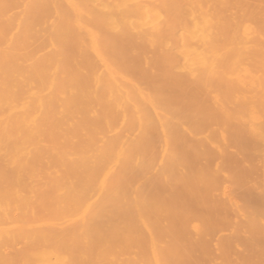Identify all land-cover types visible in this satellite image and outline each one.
Listing matches in <instances>:
<instances>
[{"label": "bare ground", "instance_id": "bare-ground-1", "mask_svg": "<svg viewBox=\"0 0 264 264\" xmlns=\"http://www.w3.org/2000/svg\"><path fill=\"white\" fill-rule=\"evenodd\" d=\"M41 1H0V264H264V0H185L165 41Z\"/></svg>", "mask_w": 264, "mask_h": 264}, {"label": "rangeland", "instance_id": "rangeland-1", "mask_svg": "<svg viewBox=\"0 0 264 264\" xmlns=\"http://www.w3.org/2000/svg\"><path fill=\"white\" fill-rule=\"evenodd\" d=\"M0 1H2V2H6L7 3V6L10 8V7H13V8H10L9 10L12 12V9H14V7L16 8L17 6H18V4L17 3H20V6L21 7H23L24 5H25V8L23 7L22 8V10L24 9V10H26V6L28 7L29 5H27L26 3H29V4H31L32 2H35L36 0H27L28 2H26V0H21V1H23V2H21L20 0H17V1H20V2H17V3H13V4H10V2L12 3V1L11 0H0ZM14 1H16V0H14ZM13 1V2H14ZM25 1V2H24ZM40 2H42L41 0H39ZM74 1V2H73ZM80 1V2H79ZM119 0H117V2H118ZM121 1V5L119 4V2ZM119 2H118V4H117V2H116V0H46V1H44V2H47L48 4L46 5V6H48V7H46L45 6V8L41 11V16H42V22L40 23V21H36L34 24L35 25H38V23L40 24V25H38V26H46L47 28H49V27H51V26H49V25H52L53 23H54V21H52V15L49 17V15L50 14H52L53 13V11H54V13L56 12V14H54L53 13V15H57V10H61L60 12H62V10L64 9L65 10V12L64 13H66V10H67V14H68V16H66V18L68 17H72V15L71 14H73L74 12H76V14L74 15V17H72V18H70L71 20L73 19V18H75V16H76V20L74 19V20H72V24L73 25H70V21H69V25H70V27L72 28V29H74V28H77V30L78 29H82V30H85V29H87V28H93V27H91L93 24H94V21L92 20L91 21V19H93V17L94 16H92V15H94L95 14V10H96V12H99V14L98 13H96L95 15H97L98 14V16H96V17H99V16H101V15H103V13H104V15L106 14H108V16H113V18L111 17V20H108V19H110V18H108V16H101L100 17V19H95L96 20V22H98V25H97V23H96V25H93V26H95V28H99V29H107L108 30V32L110 33V35L112 34V35H115V34H120V40H122L121 38H123L124 39V37H122V36H124V35H127L126 36V38L124 39V40H129V41H134V40H136L137 38L136 37H138V38H140V40L138 39L137 41H147L146 39L149 37V35H150V33L151 34H153V33H155L156 31H158V33H160V38H161V41H165V40H168L169 39V36H170V28H172V27H177L178 26V23H180L179 25H183V22L184 21H178V23H176V25L177 26H175V24H173V23H175L174 22V20L176 21L179 17L177 16V15H179L180 16V18L182 19L183 17H185L184 15H186L185 13V4H184V2H185V0H178V2H180V1H182L181 3L182 4H184V7H181V3L179 4L178 2H177V0H141V1H138V0H120ZM123 1H125L126 3H124ZM138 1V2H137ZM148 1V2H147ZM155 3H154V2ZM167 1V2H166ZM169 1V2H168ZM174 1L175 2H177L179 5H177V3H175V4H173L174 3ZM257 1H260V0H257ZM256 0L253 2V0H252V3H253V6H255L256 5V2H257ZM262 1V0H261ZM51 2V3H50ZM53 2V3H52ZM72 2L75 4L76 3V5L74 6V8H76V11H75V9L74 10H72L73 8V4H72ZM78 2L80 3V4H78ZM140 3V4H138L139 5V7H138V5L137 4H135V3ZM150 2V3H149ZM162 2V3H161ZM164 2V3H163ZM170 2H172V3H170ZM22 3V4H21ZM69 4V7H68V9H70V10H68V9H66V7L68 6V4ZM170 3V5H172V8H171V6H169L170 7V9H169V7L167 6V4H169ZM259 3V2H258ZM264 3V1L261 3V5ZM9 4V5H8ZM50 4V5H49ZM57 4H58V6H57ZM60 4V5H59ZM145 4V5H144ZM156 4V5H155ZM260 4V3H259ZM52 5V6H51ZM82 6L81 8H82V11H83V16L84 15H86L87 16V19H88V17H90V16H92L91 17V19H89V21H91L92 22V24H91V22L89 23V25H91V26H89L88 25V23L87 24H85L86 23V21L88 22V20L86 19L85 21L83 20V21H81L80 20V14L78 13L80 10H78L77 8L78 7H76V6ZM105 5V6H104ZM132 5V6H131ZM153 5V6H152ZM166 5V6H165ZM260 5V6H261ZM4 6V5H3ZM7 6H5L6 8H7ZM79 6V7H80ZM104 6V7H103ZM163 6H165L164 8H163ZM262 6H264V4L262 5ZM19 7V6H18ZM20 7V8H21ZM54 7V8H53ZM100 7V8H99ZM126 7V8H125ZM133 7V8H132ZM137 7V8H136ZM151 9H150V8ZM166 7H168V9L166 10L165 8ZM179 7H181V9L179 10V11H177V12H179V13H177V12H174L173 13V10H177V9H179ZM88 8H89V11H88ZM143 8V9H142ZM177 8V9H176ZM262 8V7H261ZM91 9V10H90ZM98 9V10H97ZM106 9H108V10H106ZM133 9H135V10H133ZM141 9V10H140ZM162 9H164V12H163V10ZM184 9V10H183ZM262 9H264V8H262ZM52 10V11H51ZM56 10V11H55ZM78 10V11H77ZM93 10V11H92ZM101 10V11H100ZM152 10V11H151ZM165 10H166V12H165ZM183 10V11H182ZM14 11V10H13ZM18 11V12H17ZM47 11H48V13H47ZM69 11V12H68ZM72 13H71V12ZM74 11V12H73ZM88 11V12H87ZM92 11V12H91ZM105 11H106V13H105ZM126 11H130V12H132L131 14L128 12V14L129 15H131L130 17H129V15L127 14V16H126V19H128L127 17H129L130 19H128L127 20V22L129 21V20H132L134 17H132V14H134L133 16H135V17H137L139 20H137V21H139L138 22V24L140 25V24H143L142 26H144V28L145 27H147V29L148 30H150L151 28L153 29V30H156L155 32H153V30L150 32V31H148L147 33H148V37L145 39V38H141L142 36V32L140 33V35H135L134 33H136L137 32V29H136V32L135 31H131V29L129 30V28H131V27H129V26H120V23L117 25L116 24V22L118 23V17L119 18H121L122 16L125 18V12ZM149 11H151V12H149ZM170 13H169V12ZM10 12V13H11ZM21 12V13H20ZM26 12V11H25ZM25 12H22L21 11V9H19L18 8V10H15L14 11V13L15 14H13V12H12V14L13 15H11V16H13V19H14V21L16 20L14 17L16 16V13H18V18H19V15L21 14V16L23 15V17H21L20 16V19H22V18H25ZM49 12H51V13H49ZM94 12V13H93ZM109 12V13H108ZM149 14H148V13ZM20 13V14H19ZM23 13V14H22ZM81 13V12H80ZM88 13H89V15H88ZM122 13H124V14H122ZM146 13V14H145ZM165 13V14H164ZM177 13V14H176ZM181 13H183V15L181 14ZM47 14H49L48 15V17H47ZM66 14V15H67ZM91 14V15H90ZM122 14V15H121ZM182 16H181V15ZM15 15V16H14ZM59 15V14H58ZM71 15V16H70ZM120 15V16H119ZM144 15V16H143ZM167 15V16H166ZM63 16V15H62ZM78 16H79V18H78ZM176 17V18H174V17ZM56 17V20H57V16H55ZM60 16H58V18H59ZM64 17V16H63ZM63 17H61V18H63ZM114 17H116V19L115 20H117V21H115V23L113 24V22L114 21H112V20H114ZM121 18L122 20L124 19V18ZM144 17V18H143ZM47 18H49L50 19V24H49V22H48V20L46 21V19ZM68 18H67V20H68ZM81 18H84V17H81ZM102 18V19H101ZM132 18V19H131ZM179 18V19H180ZM19 19V20H20ZM108 20V23H107V25L109 26H111V24H113L112 26H111V28L112 29H109V27H106V26H104V25H102L103 27L101 28V23L103 22V24H105L104 23V20ZM154 21H153V20ZM172 19H174V20H172ZM178 19V20H179ZM18 20V19H17ZM16 20V21H17ZM53 20H55L54 18H53ZM59 20H60V18H59ZM62 20V19H61ZM67 20H63V21H67ZM80 20V22H81V27H79L80 26V22L78 23V25H77V21H79ZM120 21V22H123V21ZM125 20V19H124ZM140 20H141V22H140ZM151 20V21H150ZM169 21V22H165V21ZM184 20V19H183ZM13 21V22H14ZM15 21V22H16ZM20 22V21H19ZM38 22V23H37ZM48 22V23H47ZM60 22V21H59ZM59 22H58V24L57 25H60L59 24ZM110 22V23H109ZM126 22V21H125ZM133 22V20L131 21V23ZM153 22H155V23H153ZM161 22V23H160ZM18 23V21L15 23V24H12V26H13V28H15L14 27V25H16ZM66 23V22H65ZM64 23V24H65ZM129 23V22H128ZM133 23H135L136 24V22H135V18H134V22ZM165 23V24H164ZM170 23V25H168V24ZM49 24V25H48ZM56 24H53V26L55 27V25ZM61 24H62V22H61ZM122 24H124V23H122ZM134 24V25H135ZM157 24V25H156ZM168 26H167V25ZM126 25H127V23H126ZM163 25V26H162ZM73 26V27H72ZM136 26H137V24H136ZM155 26H157V27H155ZM160 26V27H159ZM166 26V27H165ZM169 26H170V28H169ZM181 26H178V27H181ZM79 27V28H78ZM106 27V28H105ZM132 27H135V26H133V24H132ZM140 27V29H141V26H139ZM166 29H165V28ZM115 28V29H114ZM118 28H119V30H118ZM120 28H125L126 30H129L130 32H128V34H127V32L126 33H124V31H126L125 29L124 30H122V29H120ZM133 29V28H132ZM135 29V28H134ZM168 29V30H167ZM145 30H146V28H145ZM138 31H141V30H139V28H138ZM121 32H123V34H121ZM134 32V33H133ZM150 32V33H149ZM139 33V32H138ZM137 33V34H138ZM145 33V32H144ZM130 34V35H129ZM134 35V36H136V37H134V38H136V39H134L131 35ZM157 34V33H156ZM130 37H129V36ZM145 35H146V33H145ZM158 35V34H157ZM168 35V36H167ZM155 36V35H154ZM166 36H167V39H166ZM127 37H129V39H127ZM145 37V36H144ZM150 37H151V35H150ZM152 37H153V35H152ZM115 39V37H111V38H108V39ZM158 36H155V37H153V39L155 40V41H160V40H158ZM165 38V39H164ZM116 39H117V37H116ZM133 39V40H132ZM143 39V40H142ZM149 39V38H148ZM117 40H119V37H118V39Z\"/></svg>", "mask_w": 264, "mask_h": 264}]
</instances>
